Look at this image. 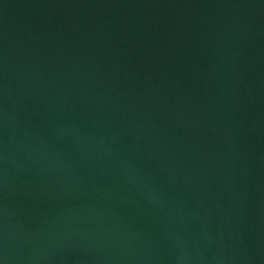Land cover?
<instances>
[{
    "label": "water",
    "instance_id": "water-1",
    "mask_svg": "<svg viewBox=\"0 0 264 264\" xmlns=\"http://www.w3.org/2000/svg\"><path fill=\"white\" fill-rule=\"evenodd\" d=\"M0 264H264V0H0Z\"/></svg>",
    "mask_w": 264,
    "mask_h": 264
}]
</instances>
